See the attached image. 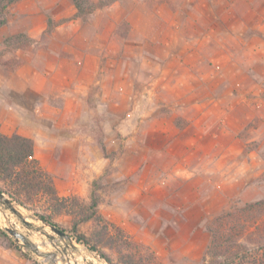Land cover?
<instances>
[{"label":"rangeland","instance_id":"374dc122","mask_svg":"<svg viewBox=\"0 0 264 264\" xmlns=\"http://www.w3.org/2000/svg\"><path fill=\"white\" fill-rule=\"evenodd\" d=\"M81 1L87 10L113 0ZM131 4L141 34L130 35L124 19L119 29L127 42L109 43L110 83L123 76L125 92L94 86L83 104L75 95L67 105L58 98L53 108L42 106L40 131L33 127L35 157L56 171L49 172L54 184L67 191L75 181L82 192L57 190L70 197L66 208L41 193L27 206L17 203L30 225L0 204V217L56 252L58 264H110L100 253L114 264H126L130 253L137 254L133 264H204L214 219L264 198V85L248 92L228 55L229 49L243 53L251 36L264 40V0ZM7 11L0 58L22 62L21 49L34 39L1 32ZM94 201L99 218L80 210ZM38 213L70 236L76 224L99 252L60 236ZM8 235L0 231V264H48Z\"/></svg>","mask_w":264,"mask_h":264},{"label":"crops","instance_id":"0c3cea01","mask_svg":"<svg viewBox=\"0 0 264 264\" xmlns=\"http://www.w3.org/2000/svg\"><path fill=\"white\" fill-rule=\"evenodd\" d=\"M133 2L113 0L97 7L87 19L78 15L74 0H17L11 4L6 14L8 22L1 32L6 35L24 32L34 42L21 49L19 66L8 69L0 65L1 132L18 133L37 140L38 133L33 127L37 126L40 131L42 106L53 108L51 103L58 98L67 105L69 95H75L80 103L85 102L94 86H100L103 93L125 92L123 76L120 82L110 83L115 71L108 62L109 43L112 39L127 42L126 34L119 29L124 19L131 25L130 35L141 34L137 25L139 12L135 11ZM229 23L232 28L234 23ZM246 28H253V25L247 23ZM246 41L248 47H244L243 53L239 48L229 49V61L236 72L242 69L239 73L247 80L248 92H257L264 85V40L251 36ZM229 44L236 48L232 41ZM79 137L78 134L73 138L79 140ZM36 158L40 160V156ZM42 167L50 173L56 172L43 163ZM73 183L67 191L82 192L83 187ZM55 186L59 192L67 194L59 183Z\"/></svg>","mask_w":264,"mask_h":264},{"label":"trees","instance_id":"16d2710c","mask_svg":"<svg viewBox=\"0 0 264 264\" xmlns=\"http://www.w3.org/2000/svg\"><path fill=\"white\" fill-rule=\"evenodd\" d=\"M17 0H0V25L6 22L4 17L9 6ZM78 8V15L87 19L97 8L109 3H102L95 7L83 8V1L74 0ZM0 63L13 69L21 62L15 59H1ZM103 150L105 146L102 144ZM0 190L13 201L27 206L35 195L46 194L49 201L62 207H67L70 197L60 196L52 175L44 170L40 161L35 157V143L30 137L18 133L6 135L0 130ZM96 201L80 209L82 212L91 210V215H97ZM39 217L65 231L50 216L38 213ZM119 235L121 229L116 227ZM211 240L203 257L204 264H264V198L246 203L242 207L230 209L214 219L210 225ZM8 236V233L0 228ZM71 236L78 242L84 243L93 251L98 246L93 245L89 236L80 233L76 224L71 229ZM128 246L131 244L128 242ZM110 264H114L108 255L100 253ZM126 256V255H125ZM126 264H133L136 253L127 254ZM138 264H143L139 259Z\"/></svg>","mask_w":264,"mask_h":264},{"label":"water","instance_id":"95a60500","mask_svg":"<svg viewBox=\"0 0 264 264\" xmlns=\"http://www.w3.org/2000/svg\"><path fill=\"white\" fill-rule=\"evenodd\" d=\"M0 204L6 206L13 213L18 215L26 225H30V221L27 220V217L24 213L19 209L17 203L13 201L8 195L0 190ZM43 222L49 226L53 231L58 233L60 236L66 237L68 239H72V237L61 230L60 228L54 226L48 221ZM0 223L4 226V228L8 231V233L15 239V241L22 246H24L28 251L33 252L37 257H40L48 262V264H58V254L54 251H47L40 247V245L24 230L19 228L12 220L8 217H0Z\"/></svg>","mask_w":264,"mask_h":264}]
</instances>
